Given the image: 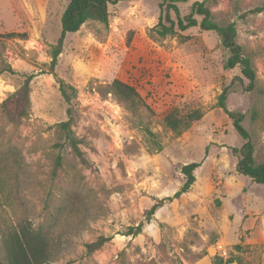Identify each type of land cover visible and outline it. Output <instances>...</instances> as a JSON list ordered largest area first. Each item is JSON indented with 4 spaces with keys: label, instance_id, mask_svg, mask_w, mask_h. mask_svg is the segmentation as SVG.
Masks as SVG:
<instances>
[{
    "label": "rangeland",
    "instance_id": "374dc122",
    "mask_svg": "<svg viewBox=\"0 0 264 264\" xmlns=\"http://www.w3.org/2000/svg\"><path fill=\"white\" fill-rule=\"evenodd\" d=\"M195 1L218 23H236L256 70L254 90L235 79L239 66L224 68L229 51L215 31L158 35L163 0L110 5L108 24L90 20L66 35L54 69L69 0H0V254L2 230L27 219L51 236V264H215L217 256L264 264V185L237 170L233 148L244 140L218 106L234 79L227 107L244 113L255 159L264 161V0H179L181 14ZM29 75L28 114L12 122L2 103ZM58 79L76 89L72 128L91 166L56 126L68 115ZM114 80L133 86L144 104L130 107L112 92ZM195 108L204 116L182 133L165 127L170 111ZM147 128L162 150L148 147ZM58 153L63 167L52 176ZM192 161L200 162L195 182L173 197ZM140 222V234H126ZM101 235L112 239L89 253L86 244Z\"/></svg>",
    "mask_w": 264,
    "mask_h": 264
},
{
    "label": "trees",
    "instance_id": "16d2710c",
    "mask_svg": "<svg viewBox=\"0 0 264 264\" xmlns=\"http://www.w3.org/2000/svg\"><path fill=\"white\" fill-rule=\"evenodd\" d=\"M122 0H69L61 19V35L57 44L53 46L52 60L50 61L51 69L57 64L58 55L62 51L65 37L68 33L77 32L81 26L90 20L99 21L108 24L110 18V5H115ZM179 0H163L161 5V14L158 18L155 31L160 36L176 35L178 31H184L191 27L200 26L201 29L207 31H215L220 37L222 45L229 51V56L224 62L225 69H232L239 66L242 76H237L241 84L245 79L248 81L246 90L255 89L257 82V74L254 68L251 56L245 52L242 45L237 42V26L235 22L222 25L218 23L212 14L211 9L204 1H195L191 6V11L187 15H182L179 6ZM263 8H255L252 12L262 11ZM174 14V17H173ZM197 15L201 16L199 20ZM14 35L12 33L8 34ZM12 72V68H8ZM33 75H29L22 86H20L5 102L2 103V109L5 115L12 122L19 123L21 119L28 114L30 108V91ZM59 81V91L67 104V119L56 123V126L64 135L65 143L72 149L73 153L79 160L91 166L92 163L86 157L85 151L81 148L83 139L78 138L73 130L74 107L73 98L76 97V89L67 84L62 79ZM234 79L230 84L224 87L218 98V106L232 120L236 131L243 138L244 143L240 148L234 147L233 152L239 153L237 162V170L239 173L251 177L257 183L264 185V161L258 163L254 156V144L251 135L243 125L244 113L231 110L227 107L228 95L234 85ZM112 92L123 100L129 101L130 107H137L141 103L144 104L140 93L131 85L120 80H114L112 83ZM204 116V111L200 108L192 109L186 113H180L174 109L164 116L163 123L166 128L176 134L182 133L188 129L194 122L199 121ZM147 145L154 151H160L163 148L162 142L156 135L146 129ZM65 144H61L64 147ZM200 166V162L192 161L182 166V173L185 180L181 188L173 197H178L182 193L187 192L196 180L195 171ZM63 167V155L58 153L55 159L52 176H56ZM168 196L165 199H172ZM164 203V199L155 203L146 213V219L149 221L156 210ZM144 223L130 226L127 235H138L142 232ZM3 254H0V264H51L55 255L53 240L49 233L41 228L35 227L31 221L20 220L15 227L3 229L1 232ZM112 239V236H99L96 240L87 243V251H93L101 248L105 243ZM238 261V258H227L217 256L214 260L215 264H231Z\"/></svg>",
    "mask_w": 264,
    "mask_h": 264
}]
</instances>
